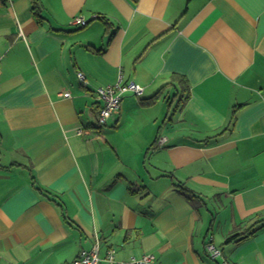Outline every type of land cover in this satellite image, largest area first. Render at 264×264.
Wrapping results in <instances>:
<instances>
[{
	"label": "crops",
	"instance_id": "obj_1",
	"mask_svg": "<svg viewBox=\"0 0 264 264\" xmlns=\"http://www.w3.org/2000/svg\"><path fill=\"white\" fill-rule=\"evenodd\" d=\"M120 78L145 92L101 125L97 90ZM261 219L264 0H0V264H70L97 242L217 264L211 239L264 264Z\"/></svg>",
	"mask_w": 264,
	"mask_h": 264
},
{
	"label": "built area",
	"instance_id": "obj_2",
	"mask_svg": "<svg viewBox=\"0 0 264 264\" xmlns=\"http://www.w3.org/2000/svg\"><path fill=\"white\" fill-rule=\"evenodd\" d=\"M71 22L77 25H86L88 23L87 19L82 15L74 17ZM78 76L83 83L87 84L85 75L82 72H79ZM144 92L145 89L142 85L134 81L123 82L122 78L115 84L99 88L97 90V95L103 102L98 116L99 123L101 125H107L119 114L121 102L125 96L128 94L142 96ZM64 95L70 96L68 92ZM82 133L83 131L80 129L78 134ZM206 249L210 259L216 261L217 264H233L225 258L222 249L218 247L212 239L206 243ZM115 252V249H109L103 257L100 252V243L97 242L93 248L88 250L83 249L70 264H100L103 260L107 261L109 264H153L155 262V256L152 254H144L141 256L132 255L127 260H119L115 257Z\"/></svg>",
	"mask_w": 264,
	"mask_h": 264
},
{
	"label": "trees",
	"instance_id": "obj_3",
	"mask_svg": "<svg viewBox=\"0 0 264 264\" xmlns=\"http://www.w3.org/2000/svg\"><path fill=\"white\" fill-rule=\"evenodd\" d=\"M37 14H38V12H37ZM186 81L187 80L185 78H182V77L178 78V82H180V84L185 85V87L183 86L182 89L178 91V94L180 95L181 100H183V101H185V98L186 99L188 98L189 89H190L189 84ZM186 84H188V85H186ZM143 100H144V103H148L147 101L152 100V99L151 98H147V99H143ZM33 186L35 187V189L37 190V192L42 193V194L45 193V195L48 197V199L52 200L55 204H61V203H59V201H57V199L55 198V196H53L49 191H46V190L42 189L43 187H40V186L39 187L38 186L36 187L35 184ZM179 188H180L181 193L184 194L187 197V199H189L193 204H195V205H201L203 203V201H202L203 198L200 195L195 194L189 188L185 187L184 185H179ZM63 217L65 219L67 218L66 215H63ZM261 221L264 222V219H261L257 223H260V225H262L261 224ZM254 226L255 225H253V227ZM249 230H250V228L247 229L246 232H249ZM241 235L242 234H240V233L239 234H235V235L229 237L228 240L229 241H231V240H238V238Z\"/></svg>",
	"mask_w": 264,
	"mask_h": 264
},
{
	"label": "rangeland",
	"instance_id": "obj_4",
	"mask_svg": "<svg viewBox=\"0 0 264 264\" xmlns=\"http://www.w3.org/2000/svg\"><path fill=\"white\" fill-rule=\"evenodd\" d=\"M173 113V112H172Z\"/></svg>",
	"mask_w": 264,
	"mask_h": 264
}]
</instances>
